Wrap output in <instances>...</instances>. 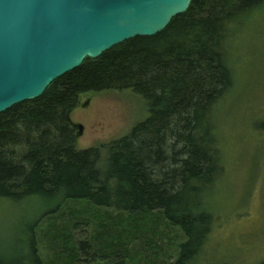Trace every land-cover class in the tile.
<instances>
[{
    "label": "trees",
    "instance_id": "trees-1",
    "mask_svg": "<svg viewBox=\"0 0 264 264\" xmlns=\"http://www.w3.org/2000/svg\"><path fill=\"white\" fill-rule=\"evenodd\" d=\"M263 4L192 0L156 36L88 58L40 98L0 114V202L52 207L26 223V244L0 253V264H136L139 247H167L170 229L180 238L170 264H206L216 222L206 204L224 172L215 116L234 84L230 27ZM110 90L140 95L148 117L120 139L79 150L71 112L81 95ZM82 223L95 227L79 239ZM46 224L48 256L36 233ZM162 256L151 261L167 264Z\"/></svg>",
    "mask_w": 264,
    "mask_h": 264
},
{
    "label": "rangeland",
    "instance_id": "rangeland-1",
    "mask_svg": "<svg viewBox=\"0 0 264 264\" xmlns=\"http://www.w3.org/2000/svg\"><path fill=\"white\" fill-rule=\"evenodd\" d=\"M228 50L234 84L215 116L224 172L207 199V209L216 222L201 261L207 257L206 264H257L264 260V130L258 127L264 120V4L231 24ZM148 115L146 101L132 90L83 94L70 114L72 123L83 128L80 134L78 128L77 148L120 139ZM51 208L35 198L0 202V253L16 241L26 244V223ZM94 227L82 223L75 234L87 238ZM43 228L36 233L38 239L43 238L40 251L48 256L47 224ZM169 231L167 247L159 240L139 247L134 253L140 258L136 264H146L154 255H163L160 259L170 264L176 255V246L172 249L171 244L180 238L175 229Z\"/></svg>",
    "mask_w": 264,
    "mask_h": 264
},
{
    "label": "water",
    "instance_id": "water-1",
    "mask_svg": "<svg viewBox=\"0 0 264 264\" xmlns=\"http://www.w3.org/2000/svg\"><path fill=\"white\" fill-rule=\"evenodd\" d=\"M192 0H0V114L137 37H153ZM79 134L82 126H79Z\"/></svg>",
    "mask_w": 264,
    "mask_h": 264
}]
</instances>
